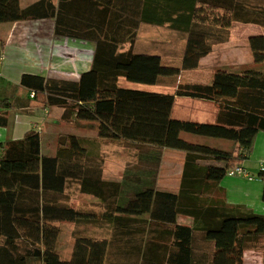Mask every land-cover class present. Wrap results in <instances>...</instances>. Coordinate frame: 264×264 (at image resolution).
I'll return each instance as SVG.
<instances>
[{"label": "trees", "instance_id": "trees-1", "mask_svg": "<svg viewBox=\"0 0 264 264\" xmlns=\"http://www.w3.org/2000/svg\"><path fill=\"white\" fill-rule=\"evenodd\" d=\"M86 9L83 35L95 41L90 68L77 80L25 74L20 85L38 103L59 107L61 121L92 122L97 137L146 149L138 152L137 172L109 181L101 176L99 158L77 135L59 133L52 155L41 152L35 129L1 142L0 264H243L244 251L264 234V214L226 204L214 186L228 168L241 165L254 135L264 130V71L219 67L208 82L177 78L181 70L197 68L215 44L226 42L233 23L264 29V0H89ZM49 16L60 33L64 19L49 0L24 8L18 0H0V22ZM141 22L167 23L183 35L176 62L131 46L122 49L121 42L132 43ZM247 42L252 62H264V34H252ZM120 77L147 84L168 78L175 89L167 94L123 87ZM180 96L214 103V121L173 117ZM12 106L10 99L0 98V125ZM182 132L227 139L232 146L192 142ZM163 148L185 153L175 192L155 187ZM256 177L264 201V169L258 167ZM67 180L77 181L79 190L96 197L103 208L71 205L64 195ZM180 216L191 224L178 222ZM98 219L109 224V236L78 235L70 256L61 258L58 223Z\"/></svg>", "mask_w": 264, "mask_h": 264}, {"label": "crops", "instance_id": "crops-1", "mask_svg": "<svg viewBox=\"0 0 264 264\" xmlns=\"http://www.w3.org/2000/svg\"><path fill=\"white\" fill-rule=\"evenodd\" d=\"M35 1L38 0H18V4L21 8H24ZM49 1L54 5L55 13L61 10V15L64 20L63 23L59 25V27L62 28L60 33L55 32V18L52 16L0 22V98H8L13 103V106L9 107L6 111L5 125H0V143L10 139L21 138L27 130L35 129L40 134L41 152L45 153L43 151L42 142L45 150H47V144L53 141L54 148H50L51 143H49V151L45 154H54L56 150V137L59 133H70L84 138L86 135L83 132L75 133L74 131L61 130V128H59L61 125L71 124L73 121H61V109L59 107H47L35 101L30 95V92L20 85V79L23 75L28 74L49 78L77 80L82 72L90 68L95 41L83 35V32L88 30L87 25L84 23L87 22L86 18H88V15L83 13L82 10L87 12L86 8L89 0ZM78 8H80V10ZM77 12L80 13V19L78 18ZM239 24L260 28L250 23ZM140 25L144 26L146 32L154 27H159L160 29H166L167 32L165 33L168 38H175V36L180 37L181 42L179 43L181 44L182 50L185 41L183 35L169 27L167 23L154 25L141 22L139 26ZM130 27V24H128L127 28L130 29ZM138 27L135 30L132 43L129 39L121 42L120 45L122 49H128L131 46L132 50L135 51L138 39L141 38ZM75 31L81 33V35H73L74 33L72 32ZM147 34H149V32ZM253 34L262 33L258 31ZM127 35L129 36L128 33L126 37ZM148 39L154 41L151 36H149ZM164 42L169 44L168 40ZM160 43L162 44V42ZM223 43L215 44L212 50L199 60L198 67L193 69V71H200L207 68L210 71V67L205 66L206 64L202 65L201 62L210 57L215 46L222 45ZM170 44H173V42L170 41ZM171 48L172 45L164 48L166 54L167 51L168 53L171 51ZM148 52L162 55L159 51ZM210 78L211 75L209 76V80ZM175 99H181L184 104L191 105H185V107L190 111H194V114L192 112L185 113L179 117L180 119L214 121L217 111L215 104L213 103L215 109H212V111L207 108L208 105H211V101L185 96L176 97ZM194 103H197L199 106H194L197 105ZM171 115L173 116L172 110ZM183 138L187 139L186 136H183ZM187 140L207 144L198 141L195 136L189 137ZM228 141L231 142L230 140ZM229 145L232 146V142ZM210 146L215 145L211 144ZM215 147L228 149L227 147H220V145ZM184 155V151L179 149H162V161H160L158 167L155 183V187L158 190L175 192L178 189ZM260 163H264V130H260L254 135L248 156L241 162L243 168L254 175V178L252 180H247L241 176L224 175L214 186L218 189V191H215V194H217L216 197L222 199L226 204L243 205L255 213L264 214V201L260 199L262 183L260 179L256 177ZM102 176L105 180V176ZM109 181L113 180L110 179ZM177 221L182 224H191V220L188 217L180 216L177 218ZM249 251L253 252V250L248 248L243 253V264L250 263V261L247 260ZM255 264H264V260L256 261Z\"/></svg>", "mask_w": 264, "mask_h": 264}, {"label": "rangeland", "instance_id": "rangeland-1", "mask_svg": "<svg viewBox=\"0 0 264 264\" xmlns=\"http://www.w3.org/2000/svg\"><path fill=\"white\" fill-rule=\"evenodd\" d=\"M140 26L138 28L141 38L138 39L135 51L145 53H150L148 51H159L162 53L164 60L167 62H172V60L176 62L179 59L181 54V44L179 43L181 42L180 37L175 36V38H168L167 34L165 33L167 32L166 29H160L159 27H154L150 31L146 32L144 26ZM228 31L229 39L227 40V42L223 43L222 45L215 46L210 57L206 58L203 62H201L202 65L206 64L205 66H209L210 71L208 70V68L202 69L200 71H193V69L182 70L179 73L177 80L182 82H208L209 76L212 75L213 70L219 67H224L230 70H239L246 67H251L259 71H264V62L259 64H255L252 62L251 53L247 42L249 34L252 35L253 33H256L258 31L264 34V29L241 25L239 23H233ZM148 32L149 34H147ZM149 36H151L154 41L149 40ZM167 40L169 41V44L164 42ZM170 41H172L173 44H170ZM160 42H162V44ZM170 45H172L171 51L169 53L167 51L166 54V50L164 48ZM163 79L165 80L164 83L160 82L154 84H147L134 81H127L124 78H119L118 83L120 86L128 88L156 91L167 94L173 93L175 89V84L169 82L168 78ZM210 104L211 105H208V107L206 105V107L212 111V109H215V106L212 102ZM185 105L191 106L189 104H184L181 99H175L172 106L173 117L179 118L188 112H192L194 114V111H190L185 107ZM194 106L199 105L197 104ZM59 128H61V130L63 129L66 131H74L75 133H85L86 137H82L85 140L83 144L87 146L90 152L95 153L94 155L99 158L102 166L101 176L104 175L105 180L112 179L113 181H121L123 179L124 173L133 172L134 174V172L138 171V166L135 165L137 160H139L138 152L143 151L142 149L146 148H141V150H139L127 141L109 140L97 137L95 131V124L92 122H87L84 126H79L77 123L63 124ZM180 136H186L187 139H189V137L195 136L198 141L203 143H207L210 145L212 144L215 146L220 145V147H231L229 145L231 144V142L223 138L200 136L186 132H182ZM49 143H51L50 148L53 149V141ZM49 143L46 147L47 150H45L44 144L42 142L43 151L45 153L49 151ZM48 155H52V153H48ZM160 161L162 160L160 159ZM64 195L71 205L79 206L82 208H93L98 211L103 208V204H101L96 197L81 192L79 190V184L75 180H67L65 184ZM58 224L59 234L56 244V251L58 252L61 258H68L70 256L73 240L76 236L82 235L94 238H103L108 237L110 233L109 224L105 220L101 219H98L94 222H59ZM250 246H252L249 248L253 250V252L249 251L247 254V260L250 261V263L248 264H253V262L255 264L256 261L264 260V234L261 235L257 239V241Z\"/></svg>", "mask_w": 264, "mask_h": 264}, {"label": "built area", "instance_id": "built-area-1", "mask_svg": "<svg viewBox=\"0 0 264 264\" xmlns=\"http://www.w3.org/2000/svg\"><path fill=\"white\" fill-rule=\"evenodd\" d=\"M259 169L263 170L264 165L263 163L259 164ZM226 175L228 176H241L247 180H252L254 175L250 174L247 170H245L240 164H236L227 169Z\"/></svg>", "mask_w": 264, "mask_h": 264}]
</instances>
